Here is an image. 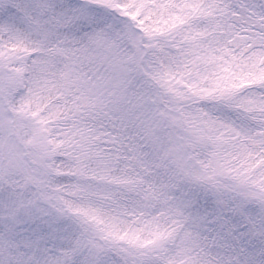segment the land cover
Instances as JSON below:
<instances>
[{"label":"snow or ice","instance_id":"1","mask_svg":"<svg viewBox=\"0 0 264 264\" xmlns=\"http://www.w3.org/2000/svg\"><path fill=\"white\" fill-rule=\"evenodd\" d=\"M0 264H264V0H0Z\"/></svg>","mask_w":264,"mask_h":264}]
</instances>
